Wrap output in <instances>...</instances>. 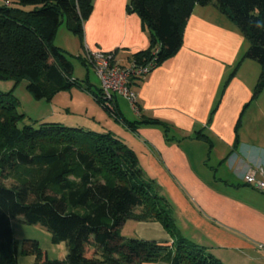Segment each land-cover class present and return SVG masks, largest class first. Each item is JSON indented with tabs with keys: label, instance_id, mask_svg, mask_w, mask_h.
<instances>
[{
	"label": "trees",
	"instance_id": "1",
	"mask_svg": "<svg viewBox=\"0 0 264 264\" xmlns=\"http://www.w3.org/2000/svg\"><path fill=\"white\" fill-rule=\"evenodd\" d=\"M0 6V81L27 79L36 99L51 101L78 85L66 52L54 44L64 22L83 43V23L93 0H5ZM30 5V10L13 4ZM213 5L249 42L245 58L261 71L255 94L264 89V0H129L149 35L147 48L131 61L154 67L173 56L182 42L184 25L196 5ZM80 60L88 65L85 59ZM86 87L85 89H87ZM89 89V88H88ZM104 111L135 129L101 98ZM11 91H0V264H17L19 242L11 220L40 225L56 244L64 242L63 259L50 258L39 241L25 238L21 254L34 264H223L206 248L189 242L173 218V207L155 180L144 175L135 152L111 132H96L58 122L25 124ZM140 123L155 125L145 119ZM127 220L156 221L172 242L126 238Z\"/></svg>",
	"mask_w": 264,
	"mask_h": 264
},
{
	"label": "crops",
	"instance_id": "2",
	"mask_svg": "<svg viewBox=\"0 0 264 264\" xmlns=\"http://www.w3.org/2000/svg\"><path fill=\"white\" fill-rule=\"evenodd\" d=\"M128 1L93 0L82 26V59L83 50H99L114 52L118 62L127 65L133 54L148 47L149 35L140 17L127 11ZM57 33L54 44L68 52L67 45L56 42ZM248 46L237 26L216 7L196 5L176 53L134 82L137 110L115 98V112L138 122L135 129L103 110L93 95L99 82L93 89L89 77V89L81 87L84 109H72L73 94L65 106L59 92L49 101L57 112L46 117L111 132L122 140L135 152L144 175L155 180L171 203L183 237L223 264H264V252L258 248L264 244V193L243 181L250 168H264V89L255 94L261 67L244 57ZM145 119L158 123H140ZM13 220L25 226L16 231ZM26 226L41 227L11 220L19 242L17 264H34L33 256L21 254V240L37 239L26 233ZM121 233L172 242L156 221L127 220Z\"/></svg>",
	"mask_w": 264,
	"mask_h": 264
},
{
	"label": "rangeland",
	"instance_id": "3",
	"mask_svg": "<svg viewBox=\"0 0 264 264\" xmlns=\"http://www.w3.org/2000/svg\"><path fill=\"white\" fill-rule=\"evenodd\" d=\"M4 4H5V0H0V6H4ZM13 6L15 8L22 9V10H30L31 8L30 5L22 6V5H18L15 3L13 4ZM56 42L59 44L62 43L64 45H67V47L69 48L68 52H66V56L72 66V77L74 79H77L78 82H80L82 87L84 88L89 87V84L87 83V77H89L88 80L93 84V89H95V87L98 86L99 79L96 73L94 72V70L92 69V67L85 65L80 60L79 56L81 54L78 53L79 51L81 52V49H82L80 40L76 35L69 33L64 22L59 26L57 37H56ZM84 56H85V52L83 50L82 57ZM27 83H28L27 79H24V78L20 79L17 82L11 79L0 81V91L2 92L11 91V93L14 95V97L17 100L18 112L23 113L25 115V124L31 125L33 127H38L40 122H43V121L45 122L46 121L47 122L57 121V120H50V119H55V118L46 119V117L49 114L57 112V108L54 106V104H51L49 101L45 99L34 98L32 94L27 90ZM82 92L84 91H82L81 87H79L78 85H75L71 87L69 90L63 91L61 93L62 95H57V96H61L60 102L66 106V104L70 103L69 94H73V102L72 104L70 103V105H72V109H75V111H78L80 109H84V105H86V100H83L84 93ZM64 125H67V124H64ZM70 127H73V126H70ZM12 224L16 231H19L20 226H25V225H20V223L17 220H13ZM26 228H27L26 233L28 235H31V234L36 235V238L40 241L39 242L40 246L46 251H48L50 257H55L56 259H60L59 258L60 255H63V258H64L65 253H66L64 242H59L56 244L52 243L50 240L49 232L43 227H38L39 229H36V230L28 229L29 228L28 226H26ZM32 239H35V238H32Z\"/></svg>",
	"mask_w": 264,
	"mask_h": 264
},
{
	"label": "built area",
	"instance_id": "4",
	"mask_svg": "<svg viewBox=\"0 0 264 264\" xmlns=\"http://www.w3.org/2000/svg\"><path fill=\"white\" fill-rule=\"evenodd\" d=\"M5 3L10 5L9 1ZM84 59L96 73L101 98L108 107L113 109L115 98L120 97L137 110V92L134 82L141 80L155 68L152 63L139 65L130 60L127 65H122L118 62L114 52L99 50H85ZM243 181L264 193V168H250L243 176ZM258 248L264 252V244H259Z\"/></svg>",
	"mask_w": 264,
	"mask_h": 264
}]
</instances>
